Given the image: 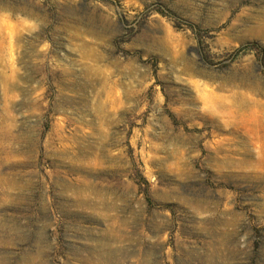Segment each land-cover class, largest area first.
Here are the masks:
<instances>
[{"label": "rangeland", "instance_id": "1", "mask_svg": "<svg viewBox=\"0 0 264 264\" xmlns=\"http://www.w3.org/2000/svg\"><path fill=\"white\" fill-rule=\"evenodd\" d=\"M238 92L264 0H0V264H264Z\"/></svg>", "mask_w": 264, "mask_h": 264}, {"label": "bare ground", "instance_id": "2", "mask_svg": "<svg viewBox=\"0 0 264 264\" xmlns=\"http://www.w3.org/2000/svg\"><path fill=\"white\" fill-rule=\"evenodd\" d=\"M86 44V43H85ZM85 47V46H84ZM177 54V53H176ZM177 56V55H176ZM176 61V60H175ZM41 62H42V60H41ZM107 79V78H106ZM8 79H6V81H7ZM9 82V81H8ZM8 84H11V82H9ZM249 86V85H248ZM113 88V87H112ZM8 89V88H7ZM104 89V88H103ZM102 93H103V91H101ZM107 92V91H106ZM241 92V91H240ZM240 92H238L237 94L239 95H237V96H235V98H236V102L234 103V104H231L230 106H228L227 107V111H228V113L231 115H234V116H236V117H238V115L239 116H245V117H247V116H254V114L256 113V112H261V111H259V109L260 108H262L263 109V102H260L259 100H254V98H253V100H247L246 99V97H245V95L246 94H242L241 95V93ZM234 93V92H233ZM245 93V92H244ZM235 94V93H234ZM206 94H203L202 95V97H203V100H205L206 102H215V104L216 103H218L220 106H224V105H222V102L221 101H218L219 99L218 98H211V99H207L206 98V96H205ZM231 95V94H230ZM228 96V95H227ZM233 96V95H232ZM222 97V96H221ZM226 97V96H225ZM247 98H249V97H247ZM231 99V98H230ZM251 99V98H250ZM205 102V103H206ZM258 107H260V108H258ZM225 108H226V106H225ZM264 111V110H263ZM233 118L231 117V120H232ZM228 122H230V120L228 121ZM234 130V129H233ZM235 131H236V129H235ZM238 131V130H237ZM257 140H258V142H260V143H262V144H260V145H264V133H263V135H261V134H258L257 136ZM264 152V151H263Z\"/></svg>", "mask_w": 264, "mask_h": 264}]
</instances>
